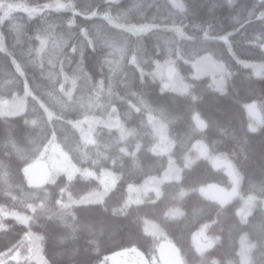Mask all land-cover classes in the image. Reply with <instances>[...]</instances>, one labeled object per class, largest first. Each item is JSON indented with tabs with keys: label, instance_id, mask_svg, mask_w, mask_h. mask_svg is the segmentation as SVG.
<instances>
[{
	"label": "trees",
	"instance_id": "obj_1",
	"mask_svg": "<svg viewBox=\"0 0 264 264\" xmlns=\"http://www.w3.org/2000/svg\"><path fill=\"white\" fill-rule=\"evenodd\" d=\"M15 3L65 8L0 9V105L25 101L23 113L0 111V256L31 235L47 264H102L128 249L148 257L152 224L186 264H242L243 242L249 264H264V0H179V7L172 0H0ZM205 57L223 64L222 87L210 75L194 76ZM168 64L186 91L164 87L157 71ZM250 104L263 116L256 131ZM151 116L167 125V153L153 150ZM84 119L96 121L89 139L87 124L77 126ZM54 140L77 172L30 185L28 168ZM197 142L206 157L197 156ZM217 156L240 178L238 196L224 206L201 192L208 184L230 187L212 166ZM170 161L179 178L129 203V188L163 177ZM105 173L115 185L83 203L102 192ZM249 199L255 206L242 221ZM204 228L213 245L199 253L193 236Z\"/></svg>",
	"mask_w": 264,
	"mask_h": 264
},
{
	"label": "rangeland",
	"instance_id": "obj_2",
	"mask_svg": "<svg viewBox=\"0 0 264 264\" xmlns=\"http://www.w3.org/2000/svg\"><path fill=\"white\" fill-rule=\"evenodd\" d=\"M176 6H180L179 0H172ZM49 8H65L64 5L56 3L53 5H44L42 7H28L22 3H15L13 5H0L3 15L11 11H24L29 14L40 13ZM149 28H136V32H145ZM131 30V29H130ZM261 72L259 68L256 70ZM159 76L164 78V87L166 89L174 90L176 92H184L188 89L187 84L179 76L177 70L170 64L158 67ZM223 64L215 61L210 57H205L198 61L195 65V75L198 78L210 75L213 78L215 86L222 87L224 80ZM256 72V73H257ZM254 107H251L253 106ZM248 113L252 120L251 128L257 129L262 124L263 116L256 104H250L247 107ZM0 111L6 115H17L25 111V101L23 99L6 100L0 105ZM112 124L120 127L119 119L116 116H111ZM150 122L158 136V144L154 146L153 150L156 153H167L172 149V143L167 135V125L151 116ZM83 123L87 124L84 131L85 139L92 137L93 127L96 125L94 119H84L77 126L84 129ZM197 156L206 157L208 149L203 142H197L194 146ZM40 167L33 171H27L26 177L28 183L32 186H40L49 181H52L57 175L64 173L69 177L73 176L77 169L71 162L67 154L55 142H52L44 151V154L38 161ZM212 166L221 172H224L230 181V187L226 188L217 184H208L203 187L201 192L209 200L214 201L222 206L229 203L238 196L239 176L233 164L225 157H215L211 160ZM37 163V162H36ZM35 163V164H36ZM33 164V165H35ZM32 165V166H33ZM180 176V170L177 166L170 161L169 167L165 175L161 178H151L143 186H131L128 191V202L132 204H140L144 201L145 196L153 191L159 192L160 185L164 181L175 180ZM116 177L105 173L100 179L102 184V192L97 194H90L83 199V203L96 202L101 200L105 194L115 185ZM255 203L253 200H245L240 210V217L245 221L247 215L254 208ZM27 222V220H21ZM146 230L155 236V243L152 248L151 254L147 257L137 249H128L116 253L108 258L102 264H186L184 258L180 254L178 248L167 238L161 235L157 227L152 224H147ZM193 244L199 253L204 252L206 249L213 245V241L208 238L206 228L196 232L193 236ZM249 247L243 242L240 249V256L242 264H249ZM24 261H35L38 264H47L43 259L41 247L38 237H31L26 235L25 242L17 249L5 253L0 256V264H18Z\"/></svg>",
	"mask_w": 264,
	"mask_h": 264
},
{
	"label": "water",
	"instance_id": "obj_3",
	"mask_svg": "<svg viewBox=\"0 0 264 264\" xmlns=\"http://www.w3.org/2000/svg\"><path fill=\"white\" fill-rule=\"evenodd\" d=\"M39 167H40V164H39V163H36L35 165L30 166V167L28 168V170H29V171H33V170L38 169Z\"/></svg>",
	"mask_w": 264,
	"mask_h": 264
},
{
	"label": "snow or ice",
	"instance_id": "obj_4",
	"mask_svg": "<svg viewBox=\"0 0 264 264\" xmlns=\"http://www.w3.org/2000/svg\"><path fill=\"white\" fill-rule=\"evenodd\" d=\"M257 75L259 76V75H260V73H259V72H257ZM251 107H254V105H253V106H251ZM251 131H256V129H255V128H251Z\"/></svg>",
	"mask_w": 264,
	"mask_h": 264
}]
</instances>
